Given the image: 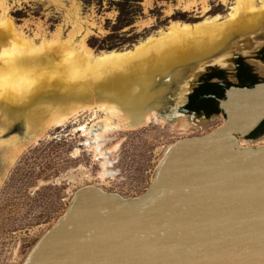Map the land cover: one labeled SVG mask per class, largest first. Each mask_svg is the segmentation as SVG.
<instances>
[{
	"label": "water",
	"instance_id": "obj_1",
	"mask_svg": "<svg viewBox=\"0 0 264 264\" xmlns=\"http://www.w3.org/2000/svg\"><path fill=\"white\" fill-rule=\"evenodd\" d=\"M209 61L171 111L225 71ZM218 108L223 122L170 145L141 196L77 189L23 264H264V145L239 144L264 121V81L229 87Z\"/></svg>",
	"mask_w": 264,
	"mask_h": 264
},
{
	"label": "rangeland",
	"instance_id": "obj_2",
	"mask_svg": "<svg viewBox=\"0 0 264 264\" xmlns=\"http://www.w3.org/2000/svg\"><path fill=\"white\" fill-rule=\"evenodd\" d=\"M255 2L256 7L262 5L259 0ZM0 5L19 33L35 46L44 43L50 50L60 45L66 49L70 45L80 51L79 45L83 42L93 55H98L107 51L130 50L145 39L166 31L171 23L195 24L215 16L223 21L235 0H143L141 16L132 26L115 33L120 38L134 37L136 40L101 50L91 47L89 40H101L112 33L110 26L117 12L108 9L106 0L101 3L97 0H0ZM107 21L111 23L106 24ZM253 40L255 44L244 48V54L239 55L244 56L241 58L248 65L259 67L257 74L262 77L264 73L257 55L264 49V30ZM109 41L120 44L117 39ZM225 48L210 55L209 59H217L225 70L226 79L235 83L234 63L230 58L237 49L229 45ZM73 52L76 53L75 50ZM197 64L173 71L174 78L178 76L172 81L166 80L165 75L155 80L149 93L163 94L162 99L157 98L158 102L147 108L136 128L104 135L99 143L102 157L94 155V149L79 130L80 126H91L102 118L101 114L94 115L91 111L80 113L75 120L63 127L50 129L25 146L12 164L4 169L0 179V264H23L41 236L65 213L77 189L92 185L123 198L139 197L148 188L154 170L170 145L183 138L206 135L223 122L220 112L208 117L206 124L199 122L202 114L197 118V124L190 123L185 116L168 121L160 115V108L165 104L173 106L175 100L171 98L178 90L188 89ZM159 100L166 102L163 104ZM168 113L173 114L171 111ZM150 118L151 122L146 123L144 119ZM185 123L186 128L181 130ZM21 131H10L2 139L13 134L21 136ZM241 141L243 146L264 145V136ZM103 160L110 163L106 169L112 175L105 180L99 177Z\"/></svg>",
	"mask_w": 264,
	"mask_h": 264
},
{
	"label": "bare ground",
	"instance_id": "obj_3",
	"mask_svg": "<svg viewBox=\"0 0 264 264\" xmlns=\"http://www.w3.org/2000/svg\"><path fill=\"white\" fill-rule=\"evenodd\" d=\"M259 1L262 5L256 7L255 0H235L223 21L215 16L195 24L171 23L166 31L130 50L98 55H93L83 42L80 51L70 45L50 50L44 43L35 46L19 33L0 5V179L29 142L54 127H63L84 111L102 116L93 125L79 128L94 155H101L99 143L104 135L136 128L151 101L162 99L163 94L149 93L155 80L163 75L169 81L177 79L173 71L198 62L193 70L196 73L210 55L228 45L236 47V54L251 48L253 37L264 30V3ZM236 38L240 39L235 42ZM209 62L221 66L217 59ZM186 90L181 88L173 98L168 96L175 100L170 111L179 105ZM171 112L167 117L179 116ZM144 120L151 122V118ZM186 126L181 125V130ZM15 129H21L22 135L2 139ZM239 144H243L241 140ZM108 165L107 160L100 165L101 180L112 176L106 169Z\"/></svg>",
	"mask_w": 264,
	"mask_h": 264
},
{
	"label": "flooded vegetation",
	"instance_id": "obj_4",
	"mask_svg": "<svg viewBox=\"0 0 264 264\" xmlns=\"http://www.w3.org/2000/svg\"><path fill=\"white\" fill-rule=\"evenodd\" d=\"M257 60L261 62V68L264 73V49L262 52L257 55ZM234 63V78L236 79L235 83H230L226 79L224 71L213 69L210 73H207L205 76H202L192 92H190L187 97L185 104L181 106L176 112L179 116H185L191 120V122H197V118L202 114V118H208L212 115H216L215 107L218 108V101L224 98V93L226 89L231 86L235 87H251L256 83L264 81V75L262 77L258 76V68H253L244 62L243 58L237 57L233 59ZM230 84V85H229ZM160 96V95H158ZM157 96V97H158ZM152 103L149 104L151 107L158 100H152ZM160 103H165L166 101H160ZM207 104V109H200V106ZM181 109L186 110V113H183ZM219 109V108H218ZM160 115L166 118L168 121L171 117L170 107H167L166 104L160 108ZM264 136V121L259 125V127L253 131L248 139L256 140Z\"/></svg>",
	"mask_w": 264,
	"mask_h": 264
},
{
	"label": "trees",
	"instance_id": "obj_5",
	"mask_svg": "<svg viewBox=\"0 0 264 264\" xmlns=\"http://www.w3.org/2000/svg\"><path fill=\"white\" fill-rule=\"evenodd\" d=\"M100 3L103 0H97ZM143 0H106L107 6L109 10H114L117 12V16L115 18L114 23L110 26V30L112 33L108 36H106L104 39L98 40L95 38H91L89 40V45L93 48H96L98 50L101 49H111L120 46L121 44L125 42L132 43L136 40V38H120L119 36H116L115 33L117 31H120L126 27H130L134 24L135 20L141 16L142 14V7L141 3ZM111 22L107 21L106 24H110ZM109 27V26H107ZM115 40L120 41V44L118 42H111L109 40ZM215 112L219 113V109L215 107Z\"/></svg>",
	"mask_w": 264,
	"mask_h": 264
}]
</instances>
